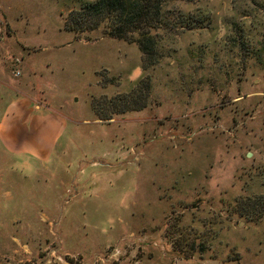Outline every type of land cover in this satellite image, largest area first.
<instances>
[{"label": "rangeland", "instance_id": "1", "mask_svg": "<svg viewBox=\"0 0 264 264\" xmlns=\"http://www.w3.org/2000/svg\"><path fill=\"white\" fill-rule=\"evenodd\" d=\"M87 1L0 0V264H264V0L169 2L202 21L147 69L69 29ZM17 100L60 118L45 157Z\"/></svg>", "mask_w": 264, "mask_h": 264}, {"label": "trees", "instance_id": "2", "mask_svg": "<svg viewBox=\"0 0 264 264\" xmlns=\"http://www.w3.org/2000/svg\"><path fill=\"white\" fill-rule=\"evenodd\" d=\"M173 0H92L70 12L69 29L80 33L101 31L103 35L138 45L143 68L157 63L158 31L166 27L193 28L202 20L179 14L175 21L166 16L165 7ZM125 109H141L144 104L134 102Z\"/></svg>", "mask_w": 264, "mask_h": 264}, {"label": "crops", "instance_id": "3", "mask_svg": "<svg viewBox=\"0 0 264 264\" xmlns=\"http://www.w3.org/2000/svg\"><path fill=\"white\" fill-rule=\"evenodd\" d=\"M21 100H17L12 102L10 105V110L13 111L14 119L7 120V124L9 126H12V130H16L19 123V128H23L25 131L24 133L19 134V137L16 138V136H13L11 133H7L8 136H13V140L10 141V144L8 145V149L19 151V149H31L35 148V151H38V154L40 156L44 157L47 155L50 144L48 140L41 139V133L42 130L47 128L48 120H52L53 122L60 120L59 117H55L53 114L51 115H45L38 114L31 116V109L29 108V105L26 102H20ZM54 118V119H53ZM16 121H20L17 122ZM22 126V127H21ZM5 128L4 126H1L0 129ZM1 131V130H0ZM13 132V131H11ZM30 133V134H29ZM38 137L39 142L36 144H33L36 142V138ZM47 143V145H43ZM18 145V146H17Z\"/></svg>", "mask_w": 264, "mask_h": 264}]
</instances>
